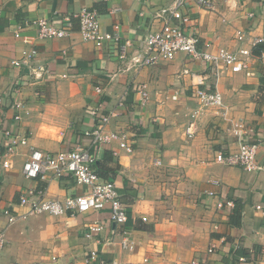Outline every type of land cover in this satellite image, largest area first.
<instances>
[{
    "label": "crops",
    "instance_id": "1",
    "mask_svg": "<svg viewBox=\"0 0 264 264\" xmlns=\"http://www.w3.org/2000/svg\"><path fill=\"white\" fill-rule=\"evenodd\" d=\"M263 1L211 0L208 8L190 1L185 7L198 50L251 48L246 74L184 53L135 70L130 56L159 26L155 12L172 0H0V205L25 212L18 194L30 187L44 189L52 200L85 191L68 174L26 178L22 164L31 147L46 153L89 147L84 132L104 115L112 113L105 129L124 133L132 148L127 152L111 140L96 162L98 176L115 184L124 223L114 224L108 208L33 213L7 226L0 216V264H264ZM82 8L94 9L101 30L117 32L118 39L101 47L83 40L75 17L65 37L38 39L35 28L14 35L25 19L71 16ZM238 32L245 41L237 40ZM256 37L263 41L252 47ZM127 40L131 46L122 61L118 55ZM24 48L37 51L33 66L48 68L42 77L11 63ZM200 87L219 92L222 104L201 105L195 96ZM16 102L23 107L17 109ZM236 120L251 129L244 138L259 144L260 171L216 161L219 151L238 150ZM5 129L24 136L26 144L17 146L11 167L3 169ZM95 221L102 230L86 236ZM124 238L132 248L121 246ZM90 250L97 252L92 261Z\"/></svg>",
    "mask_w": 264,
    "mask_h": 264
},
{
    "label": "built area",
    "instance_id": "2",
    "mask_svg": "<svg viewBox=\"0 0 264 264\" xmlns=\"http://www.w3.org/2000/svg\"><path fill=\"white\" fill-rule=\"evenodd\" d=\"M116 1V0H113ZM194 2L202 7H211V0H172V2L159 8L155 12V18L159 26L150 30L142 40L140 49L136 50L130 56L131 65L135 70L158 63L161 60H172L177 53H184L193 59H199L212 65L221 63L224 68L231 72L245 71L249 74V58L252 50L246 46H240L237 50H228L220 48L217 53H210L197 49L198 37L189 29L190 17L185 12L188 2ZM264 6V1L262 2ZM114 9H118L115 7ZM253 13H250L251 17ZM71 17H75L79 23V33L83 40L90 41L97 47H101L111 40H117V32L104 31L100 28L99 18L94 9L82 8L71 16H52L36 17L25 19L15 31L16 37L20 36L22 28H35L38 39H47L52 37H65L70 33ZM116 27V26H115ZM240 42L245 41L244 32H238L235 36ZM263 39L256 37L251 39V46L254 47ZM130 41H125L118 55L119 60L124 61L128 57V47ZM37 54L34 48L22 49L19 57L12 60L14 66H26L36 78L43 76L48 72V68L43 66H33L32 63ZM183 73H189L185 68ZM203 84V80L198 81ZM195 96L203 106H220L222 96L219 92H211L203 87L195 89ZM147 92L141 91L140 101L146 102ZM14 106L21 109L23 104L16 102ZM95 113V111H92ZM112 113L102 116L98 125L91 130H86L84 135L89 139V147L80 144L67 150H60L54 153H46L36 148H30L27 158L22 164V174L26 178L47 180L59 178L63 175H70L75 183L85 187V191L80 194L66 196L62 200H52L45 196L44 189L26 188L18 194L17 205L26 207L25 212H19L13 206L0 205V216L6 220V226L14 223L18 219L25 218L28 214L48 213L52 215H61L66 212H86L90 210H103L108 208L110 220L117 225L124 223L127 219L125 208L119 200L118 193L113 181L101 179L96 170L94 163L99 158V152L102 145L116 140L119 147L130 152L131 146L127 144L124 133L120 131H107L105 125ZM15 120L20 118L17 113L13 117ZM194 123H190L186 128V135L191 137L194 133ZM242 120H236L232 124V133L240 140L238 150L235 152L224 153L219 151L216 154V161L225 165L241 166L244 170L260 171L262 166L256 159L258 142L246 140L244 136L250 131ZM5 150L2 154L1 166L3 169L11 167L12 159L16 155L17 146L26 144L24 136L12 134L9 129L4 130ZM1 174V171H0ZM213 192L209 191L208 195ZM103 226L99 222H93L88 225L86 236L99 233ZM5 241L4 228H0V249ZM123 248H132V244L127 238L121 241ZM212 249L209 248L210 252ZM97 257L95 250H90L87 257L92 261ZM244 256L238 258V262H243ZM113 264H120L113 261Z\"/></svg>",
    "mask_w": 264,
    "mask_h": 264
},
{
    "label": "trees",
    "instance_id": "3",
    "mask_svg": "<svg viewBox=\"0 0 264 264\" xmlns=\"http://www.w3.org/2000/svg\"><path fill=\"white\" fill-rule=\"evenodd\" d=\"M257 45H258V44H257ZM257 45H256V47H257ZM97 161H98V159H97ZM97 161H96V162H97ZM96 162L94 163V166H95V170H96V172H97ZM97 174H98V172H97Z\"/></svg>",
    "mask_w": 264,
    "mask_h": 264
}]
</instances>
